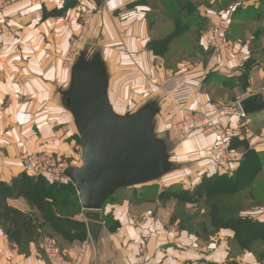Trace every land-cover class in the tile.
Segmentation results:
<instances>
[{"label":"crops","instance_id":"0c3cea01","mask_svg":"<svg viewBox=\"0 0 264 264\" xmlns=\"http://www.w3.org/2000/svg\"><path fill=\"white\" fill-rule=\"evenodd\" d=\"M152 2L22 0L0 12V28L8 22L11 31L15 33V36L11 35L9 44L2 42L3 45L17 53V21L23 19L25 24L22 33L26 36L27 48L21 59V63H25L21 75L17 72V58L14 60L10 57L11 60L4 62L15 64L9 65L5 77H2L0 66V183L11 185L25 173L24 161L28 153L24 152L28 151V138L32 137L34 123V106L31 104L35 96L34 64L53 62L59 65V69L66 63L71 62L72 65L74 56L69 51L71 40L79 41V56L85 53L87 62L99 61L104 65L108 80V100L117 114L127 115L148 105L163 107L155 119V128L158 127L155 131L159 139L166 141L170 162L176 169L158 181H162L161 185L165 188L178 185L186 191H193L204 178L226 173L211 158L214 135L195 132L187 139L180 140L175 132L165 127L168 122L172 126L176 120L167 117V99L160 85L166 77L178 69H185L191 63L183 62L173 69L166 65L165 54H156L149 48L153 40H163V36L156 37V33L161 26H167L162 22L161 9L152 10ZM133 11L136 12L135 16L121 20V15ZM263 11V0H207L198 4L199 17L209 22V31L198 40V56L202 58L203 53L206 54V64L202 63V66L198 63L190 70L185 69L188 71L190 85L197 93L182 111L175 114V118L179 119L184 112L215 116L220 111H226L218 120L220 125L238 133L234 139L238 142L237 148L241 143L257 153L264 152V111L242 117L239 115V102L258 92L264 94ZM153 14L158 19L151 29L148 16ZM226 18L230 22L223 36L224 44L211 45L207 37L211 38V31ZM254 26L251 32L249 29ZM35 42L38 50L48 49V53L44 55L37 51L41 57L34 58ZM3 60L0 56V64H3ZM2 78L6 82L2 83ZM54 78L58 80L61 103L50 104L51 89L48 82L45 87L42 86L41 110L46 116L50 111L59 112L63 125L56 142L47 147L58 156L70 159L78 144L74 118L64 103L71 85V71L62 70ZM19 79L23 82L20 89L17 83ZM19 112H25V116H21L24 118L22 127L25 126V129L20 131L23 144L18 143L21 146H17L16 143L11 147V140L17 136V131L13 133L11 127L17 126ZM81 154L74 157L70 167H81ZM238 168L239 165L232 166L230 173ZM129 189L118 191L108 201L101 212L100 221L89 219L84 211L77 216V220L88 225L89 231L85 242H76L63 250L70 254L68 257L76 255L84 247L87 255L83 264H264L253 250L240 246L235 233L230 229H209L205 233L201 230L193 231L191 226H183L181 220L175 217L177 203L173 200H161L160 197L141 202L140 198L116 199L120 192ZM8 205L22 213L29 212L22 199H9ZM190 208L193 206L187 204L186 209ZM242 215L264 223V206ZM108 217L117 223L115 230L106 225L105 218ZM0 230L3 231V236H0V264H50L43 250L45 236L39 241H30L25 234V243L19 246L9 239L1 227Z\"/></svg>","mask_w":264,"mask_h":264},{"label":"trees","instance_id":"16d2710c","mask_svg":"<svg viewBox=\"0 0 264 264\" xmlns=\"http://www.w3.org/2000/svg\"><path fill=\"white\" fill-rule=\"evenodd\" d=\"M152 1V10L161 9L163 24L173 27V32L164 36L162 41L153 40L149 48L156 54L166 55L174 38L192 30L189 18L195 13L198 15L197 7L192 0ZM155 16H148L151 29L158 19ZM199 18L204 25L197 27L198 39L209 30V22ZM237 145L238 142L233 140L232 148L244 154L237 171L204 178L193 191L181 189V197L173 194L167 200L175 201L176 208H186L190 204L198 209L199 213L184 220L185 223L196 221L191 230L206 233L209 229H230L242 248L253 250L259 260L264 262V251L260 249L262 246L264 248V223L242 215L264 206V180L257 181L264 170V153H257L241 143L239 148ZM9 199L24 200L29 212L25 214L9 207ZM143 200L145 197L140 198V202ZM82 212L78 193L72 183L50 184L26 172L11 185L0 183V227L19 246L25 243V234L30 241H39L44 236L51 238L61 250L76 242H85L89 227L85 222L77 220ZM177 219L183 224L180 217ZM60 242H66V245Z\"/></svg>","mask_w":264,"mask_h":264},{"label":"water","instance_id":"95a60500","mask_svg":"<svg viewBox=\"0 0 264 264\" xmlns=\"http://www.w3.org/2000/svg\"><path fill=\"white\" fill-rule=\"evenodd\" d=\"M64 103L74 118L82 153L81 167H69L66 175L89 219L100 221L118 191L152 184L176 169L166 141L155 133L159 107L117 114L108 100L104 65L87 62L85 53L72 67ZM239 108L245 117L264 111V94L242 99Z\"/></svg>","mask_w":264,"mask_h":264},{"label":"rangeland","instance_id":"374dc122","mask_svg":"<svg viewBox=\"0 0 264 264\" xmlns=\"http://www.w3.org/2000/svg\"><path fill=\"white\" fill-rule=\"evenodd\" d=\"M197 1V2H196ZM207 0H194V4L196 5V7L198 6V4L205 2ZM264 2V0H263ZM10 6H13L10 5ZM10 6H8L7 8H9ZM6 9V8H5ZM3 9V10H5ZM3 10H1L0 12H2ZM264 13V11H263ZM192 18H189L190 21V25H192V30L187 33V34H183L181 35L179 38L175 39L169 49V52L166 54L165 56V60H166V65H168L169 67L175 69L178 68L179 64L183 63V62H188L191 63V65H186V68H190L192 66L199 64H206V54L203 53V55L201 56L202 58H200L199 55V47H198V38H199V29L197 27H202V25H204V23L202 22V20L199 18V16L195 13L191 16ZM18 22V32L16 33V37L19 39V42L17 44V53H13L12 51H10L9 47H5L3 45V43L7 42V44H9V41L11 40V35L15 36V33L13 31H11L10 27H9V23L6 22L5 24H2L1 28H0V45H3L2 48H0V56L3 57V64H0L1 68H2V77H5V73H7V71L9 70V65L10 66H15V64H4L5 61H9L11 60L10 57L14 58V60H17L19 63L18 68H17V72L19 73V75H21V73L24 71L23 66L25 65V63H21V59L23 58L24 54H25V35H23L22 33V27L25 24V20L23 19H19ZM255 29V26L253 28H250L249 30L251 32H253ZM209 31V30H208ZM207 31V32H208ZM173 32V27H169V26H161L160 28H158V31L156 33V37H161V36H168L170 33ZM207 32L203 33V36H205L207 34ZM36 34L34 35V38L37 40L36 38ZM202 36V37H203ZM72 41V40H71ZM70 41V44H71ZM3 42V43H2ZM50 42V41H48ZM69 44V45H70ZM211 45H213L212 43H210ZM42 45V42L40 41L39 46ZM34 52L35 54L33 55L34 58L35 57H41L40 55H38L37 51L42 52V54H47L48 53V49H39L38 50V46L37 43H34ZM70 54L72 56H74L72 58L70 64L66 63L64 64V68L61 66V69H59V65L50 62V63H40V62H35L34 64V93L35 96L32 99L31 104H33L34 106V111H33V134L31 138H28V146L27 149L28 151L24 152V153H28L27 156L29 155H34V154H41V153H47L49 155H53L56 158L61 159L62 161L66 162L69 167L70 164L74 161V157H79V154H81V145H80V138L78 135V138H76V141L78 144H76V148L74 149V152L72 153L73 157L69 158H64V157H60L58 156L56 153L51 152V149L47 146H51L50 144H53L56 142L57 138H58V134L61 132L62 130V121L63 119L61 118V115L59 112L57 111H50V113H48V115H43L42 110H41V105L43 103V101L41 100L40 94L42 91V86L45 87L46 84H49L50 87V93H51V99H50V104H60L61 103V99H60V93H59V86H58V80L55 79L54 77L58 76L59 73H61L62 70H68L69 72L71 71L73 65L77 62L76 59L79 58V56L77 55V53H75L73 51V49L70 46ZM41 54V55H42ZM22 56V57H21ZM170 56H172V59H170ZM193 57V59L191 60V58ZM196 57V59H195ZM168 60V61H167ZM197 61V62H196ZM202 64V66H203ZM189 66V67H188ZM202 66L200 68H202ZM185 69L180 70L178 69L176 73L178 72H185L188 74V71H185ZM59 71V72H58ZM49 77V78H48ZM38 78V79H37ZM43 79V80H42ZM1 82L4 83L6 82V80H4L3 78L1 79ZM22 80H17L18 83V89L22 88ZM241 85L244 84L243 80L240 81ZM69 87V84L67 85L66 89L67 90ZM37 94H39V96H37ZM21 101V99L19 98V102ZM169 107V110H167V113L170 114L171 116H167L169 119L172 120L175 119L176 122H178L181 118L176 119L175 118V114H172V108L169 104V106H167V108ZM135 113V112H133ZM25 112H19L18 113V118L19 121L17 122V126L16 127H11V130H13V133H15L17 131V136L15 138H13L11 140L10 146L12 147L13 145L17 146H21L20 144L22 142V136L20 135V131H23L25 129V126L22 127V119L24 121V118L21 116H25L24 115ZM29 114V113H28ZM45 114V113H44ZM132 114V113H129ZM17 118V120H18ZM175 122V123H176ZM171 122H168V125L166 124L165 127L167 129L170 128V131H172V126L175 124L170 126ZM158 128V127H157ZM157 128H155L156 130H158ZM76 130V128H75ZM156 133V131H155ZM70 139V138H69ZM20 143V144H18ZM25 145V143H24ZM56 147V145H55ZM50 150V151H49ZM30 153V154H29ZM264 153V152H263ZM262 153V154H263ZM74 154L76 156H74ZM212 158V157H211ZM81 160V159H80ZM80 164L82 165V162L80 161ZM264 180V170L263 172L260 174V176L258 177L257 181H261ZM160 183H162V181L160 182H154L152 184H148V185H144V186H138L132 189H129L128 191H124V192H120L119 196L116 198L118 199H122L124 197H128L131 199H139V198H143L145 197V199H158L159 197L161 198V200H167L170 199L171 196H173V194H177L178 197H181V189H183L182 186H172L169 188H165L163 185H161ZM113 199V198H112ZM111 199V200H112ZM110 201V200H109ZM249 205V204H246ZM85 212V211H84ZM86 213V212H85ZM195 213H199L197 208H190V209H186L182 206H178V208H176V217H180L183 221V225L184 226H192L193 224L196 225V221H192V222H188L185 223L184 220L186 219V217H189L191 214ZM105 223L108 226V228L110 229H116L117 228V223L114 222L111 218H105ZM62 243V245H66V242H60ZM261 247V246H260ZM261 251H264L263 246L260 248Z\"/></svg>","mask_w":264,"mask_h":264},{"label":"built area","instance_id":"2783aa9c","mask_svg":"<svg viewBox=\"0 0 264 264\" xmlns=\"http://www.w3.org/2000/svg\"><path fill=\"white\" fill-rule=\"evenodd\" d=\"M22 0H0V11L7 6L15 4ZM136 15V12H129L121 15V20H127ZM88 16L86 23L88 22ZM230 20L228 18L222 19L219 26L212 30L211 38L207 37L209 41L215 46H222L224 44L223 36L227 33ZM72 49L79 56V41H71ZM160 89L167 99L166 113L169 107L172 108V114L182 111L195 97L197 91L190 85L189 75L185 72L174 73L166 77ZM163 107H159L161 111ZM159 111V112H160ZM227 112L220 111L215 116H207L201 113L184 112L181 119L176 122L171 128L180 140L187 139L195 132L208 133L215 136V142L210 152L211 156L218 167L223 169L226 173H230L231 167L240 165L244 154L232 148V142L238 137L236 131L227 130L220 125L218 120ZM239 115L245 117L240 108ZM167 116H171L167 113ZM69 165L59 158L49 155L47 153L29 155L24 161V171L31 177H41L50 184L68 185L71 180L66 175ZM85 213V212H84ZM84 215V219H85ZM0 236H3V231L0 230ZM43 250L50 264H83L87 250L82 247L78 250L76 255L69 256L66 251L60 249L56 242L48 237L43 240Z\"/></svg>","mask_w":264,"mask_h":264}]
</instances>
